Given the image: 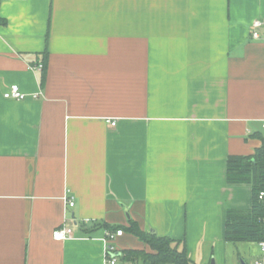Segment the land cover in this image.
Instances as JSON below:
<instances>
[{
    "label": "crops",
    "instance_id": "obj_1",
    "mask_svg": "<svg viewBox=\"0 0 264 264\" xmlns=\"http://www.w3.org/2000/svg\"><path fill=\"white\" fill-rule=\"evenodd\" d=\"M0 18V264H106V225L129 219L230 264L226 212L251 187L226 158L261 145L264 0H0Z\"/></svg>",
    "mask_w": 264,
    "mask_h": 264
},
{
    "label": "trees",
    "instance_id": "obj_2",
    "mask_svg": "<svg viewBox=\"0 0 264 264\" xmlns=\"http://www.w3.org/2000/svg\"><path fill=\"white\" fill-rule=\"evenodd\" d=\"M5 21L0 18V23ZM261 145L252 154L229 155L226 158L225 176L228 184H248L251 187V207L247 210L229 209L225 219V240L227 242H264V130L255 134ZM110 230L122 229L145 242L151 251L125 249L118 251L124 263L140 264H192L185 247L168 236H158L141 230L129 219L127 226H109ZM119 257V256H118Z\"/></svg>",
    "mask_w": 264,
    "mask_h": 264
},
{
    "label": "built area",
    "instance_id": "obj_3",
    "mask_svg": "<svg viewBox=\"0 0 264 264\" xmlns=\"http://www.w3.org/2000/svg\"><path fill=\"white\" fill-rule=\"evenodd\" d=\"M262 26V22L260 20H255L252 23V30L250 32V35L254 39H259L260 34L258 33L257 29ZM32 69H41L42 64H38L31 67ZM40 95V93H32L27 94L25 92H22L17 84H11L9 85L4 91H3V97L7 99H16V100H22L27 97L30 98H37ZM111 125H114L115 122H111ZM264 192H260L259 198L263 197ZM74 196L70 193L69 190L66 191V193L63 196V200L65 204L69 207L74 205ZM73 225L72 224H64L52 232V238L57 241L66 240L72 237L73 234ZM123 233L122 229H116V230H110L107 229L105 232L104 242H105V250H104V262L106 264H116L118 261V250L115 248L113 242L118 237L121 236ZM263 253H264V242L259 243ZM131 264H140L138 262H134ZM254 264H264L263 261H256Z\"/></svg>",
    "mask_w": 264,
    "mask_h": 264
},
{
    "label": "rangeland",
    "instance_id": "obj_4",
    "mask_svg": "<svg viewBox=\"0 0 264 264\" xmlns=\"http://www.w3.org/2000/svg\"><path fill=\"white\" fill-rule=\"evenodd\" d=\"M227 253V260L230 264H254L264 259L263 250L256 241L230 242Z\"/></svg>",
    "mask_w": 264,
    "mask_h": 264
},
{
    "label": "water",
    "instance_id": "obj_5",
    "mask_svg": "<svg viewBox=\"0 0 264 264\" xmlns=\"http://www.w3.org/2000/svg\"><path fill=\"white\" fill-rule=\"evenodd\" d=\"M211 264H213V263H211Z\"/></svg>",
    "mask_w": 264,
    "mask_h": 264
}]
</instances>
